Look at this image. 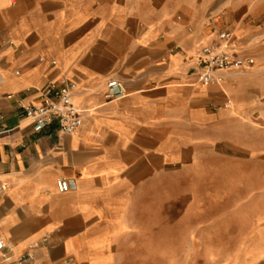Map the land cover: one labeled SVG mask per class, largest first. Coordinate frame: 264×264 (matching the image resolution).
<instances>
[{"label": "crops", "instance_id": "0c3cea01", "mask_svg": "<svg viewBox=\"0 0 264 264\" xmlns=\"http://www.w3.org/2000/svg\"><path fill=\"white\" fill-rule=\"evenodd\" d=\"M218 13L213 0H0V264H264V109L237 83L253 66L198 80ZM111 80L126 96L105 98ZM50 82L76 84L73 135L24 115Z\"/></svg>", "mask_w": 264, "mask_h": 264}, {"label": "built area", "instance_id": "2783aa9c", "mask_svg": "<svg viewBox=\"0 0 264 264\" xmlns=\"http://www.w3.org/2000/svg\"><path fill=\"white\" fill-rule=\"evenodd\" d=\"M234 39L233 32L221 31L219 41L202 50L200 59L204 65L198 74V80L202 86L223 85L229 73L255 64V60L252 58H235L228 52ZM76 89V84L73 82L61 85L50 82L37 91V102L23 107L24 115L31 121L35 133H41L50 126H55L58 132L65 135H73L78 132L83 124V112L73 104ZM107 89L105 94L107 100H117L126 96L124 84L117 80L108 82ZM4 119V116H0V123ZM57 188L59 192L66 193L71 189V186L67 180L61 179L57 182ZM3 190V187L0 188V193ZM5 248L4 243L0 240V253ZM20 262L32 264L27 256H24Z\"/></svg>", "mask_w": 264, "mask_h": 264}, {"label": "rangeland", "instance_id": "374dc122", "mask_svg": "<svg viewBox=\"0 0 264 264\" xmlns=\"http://www.w3.org/2000/svg\"><path fill=\"white\" fill-rule=\"evenodd\" d=\"M213 3L218 5L220 30H230L236 37L233 48L257 55L251 70L237 72L241 73L237 83L250 84L257 107L264 109V0H213ZM234 13L239 14L236 21Z\"/></svg>", "mask_w": 264, "mask_h": 264}]
</instances>
